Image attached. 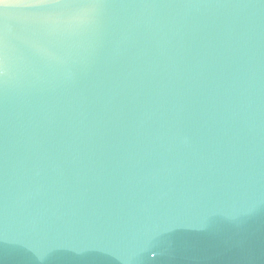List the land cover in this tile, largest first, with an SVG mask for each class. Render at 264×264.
Segmentation results:
<instances>
[{"label": "water", "instance_id": "95a60500", "mask_svg": "<svg viewBox=\"0 0 264 264\" xmlns=\"http://www.w3.org/2000/svg\"><path fill=\"white\" fill-rule=\"evenodd\" d=\"M0 264H264V0H0Z\"/></svg>", "mask_w": 264, "mask_h": 264}, {"label": "snow or ice", "instance_id": "6c2138e0", "mask_svg": "<svg viewBox=\"0 0 264 264\" xmlns=\"http://www.w3.org/2000/svg\"><path fill=\"white\" fill-rule=\"evenodd\" d=\"M24 2V0H20V3L22 4Z\"/></svg>", "mask_w": 264, "mask_h": 264}]
</instances>
